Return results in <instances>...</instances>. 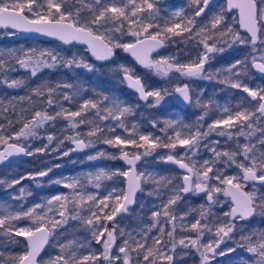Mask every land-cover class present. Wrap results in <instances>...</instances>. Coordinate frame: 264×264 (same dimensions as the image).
<instances>
[{"label": "snow or ice", "instance_id": "obj_1", "mask_svg": "<svg viewBox=\"0 0 264 264\" xmlns=\"http://www.w3.org/2000/svg\"><path fill=\"white\" fill-rule=\"evenodd\" d=\"M79 2V0H78ZM63 0H47V11L34 13V18H29L24 15V10L27 9L28 12H32L35 4L33 0H27V3H13L8 5L4 3V0H0V26L11 27L14 29H23L26 31H35L38 33H43L49 36L58 37L60 40L65 43L70 42L71 40L85 39L89 49L91 50L93 56L97 59L105 60L110 58L113 55V48L122 47L125 51L131 52L133 56L146 67H154L157 72H163L165 75L169 70L175 68L177 72H180L184 76L188 77H199L202 75L204 66L206 62L210 59V54L216 52L224 51L223 47H217L222 38H230V43L235 44H245L251 43L255 50V45L257 41L264 44V26L259 22L264 21V0H227V6L229 9H239L240 12V24L243 28L247 29V32L250 34L249 37H241L239 34L234 33V30L227 26L224 23V12L223 9L217 15H214L210 26L204 25L198 30L196 28V17H200L202 13L205 12V8L209 4V0H191V3L196 7L193 9V16L187 17L184 14L183 9L180 11L174 12L172 15L174 18L179 19V23L171 22L170 26L163 29L164 32L170 33L172 36H182L184 33H187L191 37L194 33L200 37V43L203 44L204 53L198 58V62H193L191 64H173L169 63L167 59H162L160 61L151 62L147 60V53L145 51V46L147 45V51L159 47L163 44L162 39H158L160 32L156 34L149 35L148 39L140 40L139 32H131V35L137 37L135 43L128 44H119L105 42L104 36L97 35L94 33L93 29L96 26H99L108 21L117 22L123 24L124 21H128L129 26H134L137 24L138 19L142 14L147 15V18H155L158 10L155 9L154 0H141V3L137 4L136 0H127V3L124 0H92V3L85 5L92 11V17L87 23H81L79 20V9L74 14L72 12H66L62 8ZM203 5V6H200ZM130 9V11H129ZM166 24H169L168 21H165ZM183 25V27H182ZM153 25L151 23L143 24V31L148 32ZM223 29V30H221ZM115 32H120V28H115ZM211 41V43H210ZM13 59H15L16 64L21 68L30 69L31 75L35 76L42 68H52L57 63L64 62L66 66L71 67L72 65L83 66L89 70H92V66L85 63L83 60H76L75 58L63 60L62 57L52 54L51 52H40L37 55L34 50L23 53L20 56H16L15 53L9 54ZM51 61V62H49ZM5 66V60L0 58V70ZM239 66H246V61L237 60L232 64L227 71L234 73V75L239 76L240 72L235 71ZM251 67L257 70L259 73L264 74V56H261L259 60L256 57L252 58ZM121 70L124 72V78L128 80L131 87L135 88L140 97L144 100H148L149 97L155 98V104L159 105L161 101L164 100L165 96L161 94L160 91H146L144 85L141 83L139 78H134L133 75L129 74L127 68L121 66ZM9 88H18L24 84L23 80L5 79L2 81ZM231 86L234 88H241L243 92L247 93L253 101H256L258 107L254 111L251 110H242L237 111L234 115L229 113V110L225 108L223 111L226 114L224 119H218L209 125V132L216 130L218 126H225L227 128H232L237 124L247 127L250 131L247 133L241 130L237 135L253 136L257 131L260 132L261 137H264V128H254L253 120L260 119L264 117V88L252 89L246 84H243L239 80L231 82ZM61 87L57 85L55 88L51 86H45V89L36 88L33 90L36 96L44 97L47 95V104L51 105L55 103L53 99V93ZM65 88H71L72 85H63ZM179 93L183 100L190 102L189 87L187 84H184L182 87H177L175 89ZM166 94V93H165ZM63 100L69 101L73 99L67 92L63 94ZM23 99V98H21ZM110 101V97L102 96L100 100L86 99L79 104V110L69 111L67 109H61V111L56 112L55 115H50L47 111H35L31 120L23 124V127L19 132L14 134V137H9L8 139H15L17 143L8 144V141L0 136V143L6 145L5 152L8 155L15 153H25L26 155H33L31 151H26L25 147L19 146L18 141L21 138L33 137L37 135V129L42 127L45 122L54 121L57 117L63 115L66 119L71 121L73 118L80 117V124L91 123V121H86L83 116L90 109L96 110V116L100 120H108L112 118L120 122V127H124L123 119L126 114L131 112L129 106H121L120 102L111 99V102L107 107L101 109L100 105ZM197 100V104H199ZM103 113V114H102ZM206 114V113H205ZM202 120L203 117H200ZM169 126L175 125L176 122H168ZM73 128L77 125L72 124ZM102 129L99 127L94 128L90 131L88 136H95L97 133H100ZM208 132H200L197 130L194 134H188L186 138H182V133L177 131L175 133L174 142L160 144L158 143L159 138H151L149 135H140L139 140L143 143L138 145L139 147L146 146V153L151 150L156 149L157 147H164L171 150L176 149L178 146L185 147L187 149H194L198 144L199 139L203 136H207ZM219 135H228L229 138L232 137V132H225L223 130L219 131ZM48 141L51 142L54 137L49 135L47 137ZM66 139L72 140L75 145V150H83L84 148L91 146V141L88 143L85 140L80 139L79 134L75 137H66ZM171 139V138H170ZM259 144L264 146V138L259 139ZM60 143H63L62 141ZM104 143L113 146H122L133 144L135 145L136 140L132 139H122L119 136H116L112 139H105ZM48 145H45L42 148L35 149V152H44L47 149ZM242 151L244 161L237 164L240 172L234 176H223L217 170L216 173H213L212 164L208 160L203 161L199 167H196L195 162L190 163L185 162V157H180L179 159L175 154H169L166 157L167 161H171L179 165L180 169L186 170L188 174L183 176V184L172 189V194L168 197L166 203H162V211H155L152 213L154 220L159 223V217L163 216L165 223L171 224L172 230L165 232V227L160 225L158 227V232L160 233L159 237L152 238V245H147V233L151 231L152 227H157V223H153L149 229L146 230L144 236L141 240H136L134 237L129 235V239H124L123 244L119 247V252L117 255L112 256L111 251L113 246L116 243L117 237L115 230L109 231L106 225L99 224L101 216L97 213H92L95 217V222L92 218L84 219L80 216H72V219H82L84 223L90 226L92 229L100 228L101 231H93L92 235L97 240L101 242V237L106 236V239H103V252L99 255H84L77 257L76 251H69L67 254H64L66 248H70L75 242H69L68 245H61L60 255L49 259L47 264H97L99 261H104L105 264H119L122 260V264H132V259L130 253L135 252L137 260L140 264H156L157 259L164 262V264H172L173 256L167 254L169 252H175L177 247V241L175 240L174 232L176 228L175 221L177 216L174 213V205L181 199L182 193H206L207 201L209 205L219 203L220 201L216 198V194L223 193L226 197H230L233 203V207L230 212L225 213L226 217L246 219L250 217L257 208L256 196L255 193L245 192L243 190L244 185L247 182H259L261 185H264V153H257L254 151L255 145L250 143H245L242 146H238ZM215 157L219 158L221 156L227 157L228 162L236 163V157L238 152H218L215 148L211 149ZM71 151V150H70ZM63 155H68L67 152ZM100 155H103L101 153ZM4 157V153H0V159ZM115 158V157H113ZM122 158L130 166L128 171L123 172H114L106 173L104 171L99 172L94 177L96 181V187H99V181L101 179H111L114 175H122L127 178L128 187L127 191H122L121 194H116V189H113L108 196L104 197L102 200H99V212L103 213V218L108 221H113L114 217L121 212L127 211V204L133 202V196L135 192L140 189L141 182L147 181L150 179V176H146L145 173H136V161L141 159L139 154L129 157L127 152H122ZM88 159H96L94 156H89ZM47 171H40L36 173L31 178L35 179L36 177H44L48 174ZM91 175V174H90ZM195 177V182L193 181ZM219 181V186H211L210 181L212 179ZM23 179V177H21ZM165 178L161 177L160 180L155 181L157 184L162 186H167L164 184ZM91 182V181H90ZM2 183V181H0ZM20 180H13L9 187L15 184H19ZM60 183V181H56ZM171 183V181H168ZM67 188L73 189L74 194L72 196L67 195H56L51 197L47 201L48 205H53L54 202L59 204L58 215L60 219H50L47 214L45 215H36V210L41 209L42 205H35L33 208H29L27 211H19L15 213H8L7 215H0V232L3 235L12 237V242H17L14 237H24L27 241V250L24 254L12 257L14 264H37V257L39 256L44 245L47 243L49 236L52 232L60 226L61 223H65L68 219L66 213L70 211L68 204L71 203L74 208H78L85 202V196L82 192L76 191L78 182L73 180L70 183L64 185ZM24 192V189H21V193ZM151 194V193H150ZM114 196V207L110 212L105 213L104 209L108 207V204L105 201L109 200ZM87 201L96 203V198L88 195ZM264 200V197L261 198ZM264 207V204L260 205ZM200 212V216L204 217L208 212L207 208H203ZM53 209L48 208V212L51 213ZM27 217L33 221L32 225L29 227H15L13 221H18L21 218ZM183 217H181L182 219ZM191 230L197 232L195 239L191 237H182L179 239L178 244L187 248L189 245L195 247L197 251H200L201 264H211V261L215 259L217 255L225 256L228 252H234L235 249L229 248L227 251H219L220 244L226 239L230 238V234L234 231V224L230 219L227 224H222L216 227V241L209 244L200 245V237L204 235V231H211V228H208L206 224H202L200 219H197L194 223L190 225ZM169 237V241L163 242V235ZM121 236H124V233L121 232ZM255 236V240H253ZM143 241V242H142ZM241 241L238 246L246 248L248 253H251L254 257L252 264H264V231L253 233L249 236H242ZM170 244V247H169ZM201 247L203 251H201ZM142 257V261H140Z\"/></svg>", "mask_w": 264, "mask_h": 264}, {"label": "trees", "instance_id": "obj_2", "mask_svg": "<svg viewBox=\"0 0 264 264\" xmlns=\"http://www.w3.org/2000/svg\"><path fill=\"white\" fill-rule=\"evenodd\" d=\"M17 2L27 3V0H4V3H7L8 5ZM33 2L35 7L31 13L28 12L27 9L24 10V14L26 16L34 18V13L47 11V0H33ZM124 2L127 3V0H124ZM90 3H92V0H79V2L78 0H63L62 8L66 12H72L74 14L79 9L78 18L83 24L87 23V21H89L92 17V11L85 7V5ZM136 3H141V0H136ZM154 3L156 8L162 5L163 1L154 0ZM163 16L164 15L160 13V15L156 14L155 18L151 19V22H154V25L148 30L146 34L156 32L155 30H158V32L162 34V28L164 26L161 23V17ZM145 17L147 18L146 13L142 14L138 19L137 24L131 27L129 26L128 21H124L123 24L113 21H108L106 23L102 22V24L96 26L93 31L100 35L103 33L105 37H109L111 40H114L118 37L119 40L117 39V42L122 44L123 41L134 40L135 37L131 35V32L140 30L143 27V22L144 20L146 21ZM117 26L121 29V32L123 33L122 36H120L119 33L111 34L110 30ZM233 28L238 30L236 22H234ZM22 41L31 44H57L62 48L61 50L64 51L62 56L64 61L75 58L76 60H83L85 63L94 62L85 49H81L80 51V56H83V58L77 56L70 58L69 56L71 46L56 41H32L7 36L1 39L0 45L1 48H7ZM259 45L260 41L255 45L254 50L251 43H245L242 47L233 46L230 49H224L222 53H219L218 57L215 59L217 62L213 61L214 65L211 63L212 67H219V65L221 66L227 64L232 65L237 60L246 61V66H239L235 70L240 72L239 76L229 72L231 76L226 77L228 79L227 82L216 81V84H220L218 89L217 86L203 87L202 93L197 95L196 91L198 87L194 88L192 92L193 100L189 107L183 110L177 109L170 105L151 108L146 104L139 103L134 93L126 87L121 78V73L123 72L121 70V66H123V62L129 66L135 64L126 54H124V52L120 50L121 48L119 47L114 49L115 55L111 61L104 63L95 62L92 65V70L77 67L76 65L68 67L64 62H61L57 63L52 68H42L35 76L31 75L30 69L21 68L18 64H16L15 59L9 55L10 53H15L16 56H20L25 53L22 48L14 47L7 53V55L3 56V59L5 60V66L2 70H0V136H3L7 141L17 142L15 139L8 138L14 137V134L20 131V129L23 127V124L31 120L35 111H47L50 115H55V113L61 111L62 108L69 111H77L79 110V104L86 99L100 100L102 96H108L110 97V101L101 104V109L107 107L111 102V99L119 101L121 106L126 105L131 108V112L122 117L124 127L117 126L116 128H113L108 126V120H112L111 118L102 121L96 116V110L90 109L86 114H84L83 118L86 121H91V123L86 122L84 124H80V117L73 118L72 121H74L77 125V129L74 131H71L67 128H61V126L65 125L68 121V119L61 115L54 121H48L42 127L38 128L36 136L21 138L18 141V143L25 148L33 147L34 144L44 147V140L46 139L44 138V133L49 131L54 137L53 141L57 143V147L64 148L70 145V141L69 139H66V137L72 136L71 134H79V136L84 137L86 141H93L97 142L98 145L109 146V149H113L117 154H122V152H127L133 155L139 154L141 156V160H147L151 164H156V168L158 170H154V172H156V176L152 179L154 182L152 181L150 183L148 180L142 181L139 191V194H142V192L144 193L145 187H149L151 188V192L156 193V195H153V197H150L147 193L149 196L147 199V206L145 205L140 208V201L139 203L137 201L133 206V209L135 210L132 215H129L128 217V214H126L117 218L113 222L109 221L105 223L106 226H109V231L115 230L117 240L111 251V255L115 256L119 252V247L123 244V240L129 239L128 234H131V236L136 240H141L146 230L149 229L153 223H157V221L152 217L153 210L162 211V203H166L168 197L172 194V189L179 186V171L173 167V172L170 175H163L165 172L160 170L161 165H163L162 159L159 158L165 152L175 154L179 158L182 157V154L180 150H171L164 147H157L156 149L148 152V154H145L146 146L139 147L138 145L133 144L113 146L104 143V140L112 139L116 136H119L122 139L137 140L139 139L140 135H149L151 138H159L157 141L158 143L166 144L174 142L175 133L177 131L182 133V138H186L188 134H194L197 130H201L203 133L204 128H206L204 132H208L209 134L203 137H207L209 140H214V137L217 136L218 131L223 129V131L227 132V130H230V128H222L221 125L218 126L216 130L209 132V125L213 124L215 120L222 119L226 116L223 111L225 108H227L229 113L232 115H234L237 111L255 110L253 102L243 93V90L241 88L232 87L229 81L234 82L239 80L243 84L247 85H253L254 82L264 81V74L261 76L256 75L249 66L250 58L257 53ZM135 67L136 74L139 75L145 83L146 74L142 73L143 68H140L136 65ZM123 68L125 67L123 66ZM204 76L206 75L204 74ZM5 79L23 80L24 84L18 88H9L2 82ZM57 85H60L61 87L56 89V91L53 93V99L56 102L51 105L47 104V95L44 97H38L33 92V90L36 88H41L43 90L45 89V86H51L55 88ZM63 85H72V87L65 88ZM65 92L72 96L73 99L69 101L63 100L62 97ZM197 100H199V104H197ZM223 105L224 107H222ZM200 117H203V119L201 120ZM172 121L176 122V124L169 126L168 122ZM118 124L120 125L119 121ZM236 126L240 127L243 125L237 124ZM96 127H99L102 129V131L97 133L95 136H88L87 134ZM253 127L264 128V121H262V118L254 119ZM246 129V132L250 131L247 127ZM261 138L264 137H261L259 131L250 137H238L237 135H232V137L229 138L228 135H223L222 138V136H219L215 150L218 152H238V155L236 157V163H230L228 162L227 157L221 156L217 158L215 157L213 151L210 150L208 153L209 159L207 160L214 162L212 164L213 173H216L218 170L223 176H229L231 174L237 175L240 172L237 164L244 161L242 151L238 148V146H242L245 143L255 145L254 151L257 153V155H259L260 153H264V146L260 145L258 142ZM61 141L63 143H60ZM1 144L2 143H0V145ZM200 157L203 158V155H198L197 158L192 161L189 156H186L185 161L195 162L196 167H199V165L205 161V159H201ZM116 163H118V161H116ZM228 167H230V169H228ZM113 177L114 180L117 181L118 185L123 184L121 175H114ZM161 177L165 178L164 184L167 186H162L161 184H157L155 182L160 180ZM168 181H171V183H168ZM4 182L5 181H3V183ZM0 185H2V183H0ZM25 190H29V194L31 195H36L39 193V190L34 188L33 185L29 186ZM262 197H264V195ZM262 197L258 198L257 208L259 211L256 212L253 217L247 220H232V223L234 224V231L230 234V238H226L220 244L218 249L219 251L226 252L227 249L233 248L235 251L228 252L225 256L217 255L215 259L211 261V264H225L226 261L235 254H237V256H242L241 259L243 260L244 264H252V260L254 259L253 255L248 253L246 248L240 247L238 245L243 243L241 241L242 236H249L253 233L258 234L259 232L264 231V207H260V205L264 204V200L261 199ZM201 199V197L191 198L190 195L181 194V199L176 203V205L173 206L174 213L177 216V220L175 221L176 228L174 232L175 240L177 241V247L175 252L167 253L173 256L172 264H201L200 251H196L195 247L184 248L178 244L179 239L182 237L193 236L196 238L197 232L195 230H191L190 225L197 219H200L202 224H206L208 228L212 229L211 231H204V235L200 237V245L209 243L214 244L217 237L213 228H215V226L227 224L230 220L229 217L224 215L225 213H228V205L222 206L213 212L208 211L204 217H201L200 212L203 210L202 206L205 208V205L208 202L207 200L203 202ZM107 204L108 207L104 209L105 213L110 212L114 207V199L110 198ZM103 215V213L100 214V222L104 220ZM125 216H127V219L125 220L124 229L127 228L129 231L128 233L123 232L124 236L122 237L121 232L123 223L118 221H124ZM181 217L183 218L181 219ZM74 220H76V223L67 221L65 224L60 225L59 227L62 229L61 234L53 235L52 232L50 235V241L54 236L58 243L67 244L70 241L75 242L74 238L76 236L77 238L83 237L84 239L80 238L78 243H81V246L86 245L88 247H93V251L89 255H96L99 253V249L103 246V238H101V242H95V239L92 235V228L86 225L84 221H79L78 219ZM160 225L165 227V232L172 230L171 224L165 223L163 216L159 217V223H157V227H152L151 231L147 233V245H152L153 237L160 236V233L157 230ZM84 230H86L85 233ZM86 234H89V236L86 237ZM16 238L17 245L12 247L13 250L15 249L17 252L24 250L25 247L23 241L19 237ZM255 238L256 237L253 236V240H255ZM162 241H169V237L166 234L163 235ZM190 250H194V252L190 254ZM201 251H203L202 247ZM17 252L13 254L14 257L18 255ZM9 256L11 255L9 253L5 254L4 250L0 251V260ZM81 256H83L81 253H77L78 258ZM130 256L132 259V264H140V262L137 260L135 252L130 253ZM41 259L44 260L42 255L40 256V260ZM140 261H142V257H140ZM104 263L105 262L102 260L97 262V264ZM9 264H14L13 260H11ZM119 264H122V260L119 262Z\"/></svg>", "mask_w": 264, "mask_h": 264}, {"label": "rangeland", "instance_id": "obj_3", "mask_svg": "<svg viewBox=\"0 0 264 264\" xmlns=\"http://www.w3.org/2000/svg\"><path fill=\"white\" fill-rule=\"evenodd\" d=\"M196 6L191 3V0H169V1H163V4L156 7L155 9L158 10V13L160 15L163 14L164 16L161 17V23L164 26L162 29H165L166 27L170 26L171 22H177L179 23V19L173 17V13L176 11H180L183 9L185 16L192 17L193 16V9ZM223 9L224 12V23L231 27L234 30V33L239 34L241 37H246L243 33H241L239 30H236L233 28L234 22L237 21V16L235 12L228 13L225 10V2L224 0H221L217 3H215L212 7H210L207 12L201 16L196 17V28L197 30L200 27H203L204 25H209L214 15H217L221 12ZM146 21L144 20L143 24L151 23L154 25V22H151V19H147L145 17ZM165 21H168L169 24H166ZM260 24L264 26V21H260ZM113 27V26H112ZM183 27V25H182ZM115 28H119L118 26ZM109 29L111 31V34H117L119 33L120 36L123 35V33L115 32L114 29ZM223 30V29H222ZM156 32H152L150 34H146L143 31V27L140 30H135V32H139L140 36L144 35H153L158 32V30H155ZM164 33V35H163ZM14 31L8 30V29H0V41L4 37H13ZM102 36L103 33L101 34ZM105 37V36H104ZM138 37V38H139ZM165 40V47L163 50H161L159 53L153 56L151 62L160 61L162 59H167L169 63L173 64H191L193 62H198V58L202 56L204 53V47L203 44H201L200 37L195 35V33L189 37L187 33H184L182 36H172L170 33H166L162 30V34L160 33V36ZM105 39L108 40V42L111 43H118L119 40L118 37L114 40H111L109 37H105ZM118 39V40H117ZM137 39V37L134 38V40ZM264 39V37H262ZM131 41H123L122 44H127ZM211 43V41H210ZM121 44V43H119ZM71 46L70 49V58L72 57H80L83 58V56H80L81 49L84 50V48H81L79 46L75 45H68ZM242 47L244 44L230 43V38H222L220 43L217 45V47H223L224 49H230L231 47ZM14 47L22 48L24 52H28L30 50H34V52L39 55L40 52H51L54 55H57L59 57L63 56V50L62 48L57 44H31V43H25L24 41L9 46L7 48H1L0 45V58H3V56L7 55L9 51H11ZM115 47L114 49H116ZM120 50L123 52V48ZM86 50V49H85ZM219 53L222 52H216L213 54H210V59L206 62L204 66V70L202 72V76L199 77H188L182 75L180 72H177L175 68L172 70H169L167 74L165 75L163 72H157L156 68L154 67H145L143 68L142 73L146 74L145 76V86L148 89V91H160L162 95L165 96L164 100L161 101L159 105L155 104V98L150 97V100L146 103L148 107H163L166 105L173 106V102L170 99V93L172 92L173 88L181 83H186L191 92H193L194 88H197V95H200L203 91V87H214L217 86V89L219 88L220 84H216V81L218 82H227L228 79L226 77H230V73L227 71V69L231 66V64L227 65H219L212 67L211 63L214 65L213 61H216L215 59L218 57ZM261 56H264V44L260 43L257 53L250 58V61L253 57L260 58ZM51 62V61H49ZM217 62V61H216ZM95 62H89L87 64L93 65ZM125 68L129 70V72L136 73L135 65H126L124 62L122 64ZM81 68H85L83 66H77ZM210 68V69H209ZM87 69V68H85ZM88 70V69H87ZM204 74L206 76H204ZM217 78H216V77ZM224 77V78H223ZM216 78V79H215ZM264 81L254 82L252 86L247 85L248 87L252 89H260L264 88ZM166 93V94H165ZM140 103V102H139ZM142 104V103H141ZM224 107V105L222 106ZM256 106H254V109ZM226 117V116H225ZM223 117L222 119H224ZM112 119V118H111ZM262 121H264V117H262ZM46 123V122H45ZM75 124L74 121H67L65 125L61 126L62 129H69L71 131H74L77 129L76 127L73 128L71 125ZM108 126H111L113 128H116L117 126H120L118 124V120H108ZM222 128H226L222 125ZM206 130L204 128L203 132ZM223 130V129H222ZM243 130L246 132V127L240 126H234L230 128V130H227V132H232L233 135H237L238 132ZM202 132L201 130H199ZM221 131V130H220ZM226 132V133H227ZM75 133V132H74ZM219 133V131H218ZM247 133V132H246ZM51 135V133L45 132L44 138H46L45 145H48L47 149L44 152H35V149L42 148L43 146H38L37 144H34L33 147L26 148L27 150L33 152L34 154L31 155V157L27 160H17L14 161L8 165L0 166V181H2V185H0V215H7L8 213H15L19 211H27L29 208H33L35 205L39 204L42 205L41 209L36 210V215H45L47 214L50 219H60L58 215L59 210V204L54 202L53 205H48L47 201L51 199V197L56 195H67L72 196L74 194L73 189L67 188L64 185L66 183H70L73 180L78 182V186L76 191H80L85 196V202L80 205L78 208H74L71 203L68 204V207L70 209L69 212L66 213V216L68 217L67 221H70L71 223H76V220L72 219V216H80L84 219L92 218L95 222V217L92 215V213L102 214L99 212V200H102L104 197L108 196L109 193L112 192L113 189H116V194H121L123 191V184L118 185L117 181L114 180V177L112 176L111 179H101L99 181L100 186L96 187V181L94 177L96 174H98L101 171H104L106 173H114V172H123L126 171V166L120 162L119 157L121 153L117 154L113 149H109V146H102L98 145L97 142L91 141V146L87 147L84 151L81 152H71L70 151V145L64 148L57 147V143L53 140L51 142L48 141L47 137ZM70 137H75L77 134H71ZM52 136V135H51ZM222 136L217 134L216 137H214V140H209L207 137H202L199 139L198 143L194 149H187L185 147L178 146L176 149L180 150L182 157L189 156L192 161H194L198 155H203V158L201 159H209L208 153L212 148H215L217 146L218 137ZM238 137H247L245 135H237ZM80 139H84V137L79 136ZM223 138V136H222ZM70 143L72 140H70ZM86 141V140H85ZM89 141H86L88 143ZM135 145H140L143 142L139 139L136 140ZM209 143V144H208ZM44 145V146H45ZM201 148V149H200ZM67 152L68 155H63V153ZM103 153V155H100ZM170 153H163L159 159H162V164L160 167V170H162L163 175H170L173 171V166L166 164L163 162V157L166 155H169ZM135 155V154H134ZM89 156H94L96 159H88ZM177 156V155H176ZM115 157V158H113ZM178 157V156H177ZM186 159V158H185ZM118 161V163H116ZM191 163L192 162H187ZM158 164V163H157ZM159 165V164H158ZM48 169H51V171L48 172V174L42 178V179H33L31 176H34V173L40 172V171H47ZM230 169V167H228ZM233 169V166H232ZM154 170H158L156 168V164H151L147 160H141L139 165L137 166V173H145L146 176H150L151 178L148 179L150 183L153 181L152 179L156 176V172ZM180 173V172H179ZM91 174V175H90ZM235 174H231L229 176H234ZM122 176V175H121ZM23 177V179H21ZM180 182L179 186L182 185L181 183V173H180ZM7 180V181H6ZM13 180H20L19 184L12 185L9 187L11 182ZM122 180H124V176H122ZM3 181H5L3 183ZM56 181H60V183H56ZM91 181V182H90ZM143 181V180H142ZM195 182V177L193 179ZM123 182V181H122ZM154 182V181H153ZM33 185L34 188L39 190V193L36 195L29 194V190H25L29 186ZM211 186H219V181H216L214 178L210 181ZM264 186L260 184H245L244 189L249 193H255L256 196V204L259 197H262L264 195ZM21 189H24V192L21 193ZM151 188L145 187L144 193L137 194L136 202L140 201V208L142 206H147V199L148 197H153V195H156V193H153L150 191ZM149 194V196L147 195ZM151 193V194H150ZM183 194V193H182ZM91 195L96 198V203L87 201V196ZM191 198H197L201 197V201H205L206 199V193L199 194L195 192H190L189 194ZM114 199V196L112 197ZM216 198L220 201L219 203L211 204L206 203V207L208 211H216V209L221 208L222 206L227 207V212H229V207L231 204V201L228 197H226L223 193L216 194ZM109 200L105 201V203H108ZM135 202V203H136ZM261 202V201H260ZM202 204V203H201ZM51 207L53 211L51 213L48 212V208ZM133 207L129 208L127 212L124 214L132 215L134 213ZM157 210H153L155 212ZM259 209L256 208V212H258ZM152 212V213H153ZM254 213V214H255ZM122 215V216H124ZM120 216V217H122ZM119 218V217H118ZM117 219V218H116ZM115 219V220H116ZM127 219V216L124 217V221H118L122 222V232L128 233L129 230L125 227V220ZM79 221H84L82 219H78ZM114 220V221H115ZM66 221V222H67ZM65 222V223H66ZM106 222H109L108 220H103L102 222H98L99 224L105 225ZM33 221L27 217L21 218L18 221H13V225L15 227H29L31 226ZM65 223H61L65 224ZM151 224V223H150ZM216 227L213 228V230H216ZM107 229L109 230V226H107ZM142 229V228H139ZM92 231H101L102 229H91ZM62 232V229L60 227H57L53 231V235L57 234L60 235ZM86 230H84V233ZM91 234V233H89ZM89 234H86V237L89 236ZM92 236V235H91ZM192 239H195L193 236H188ZM20 238V237H19ZM80 238L77 236L74 238L75 243L70 247L66 248L64 250V254H67L69 251H76V253H81V255H89L93 251V247H88L86 245L81 246V243H78ZM103 239H106V236L101 237ZM12 237H8L2 234L0 232V251L4 250L5 254H10L11 256L5 257L0 260V264H9V262L12 260L11 258L14 257L13 254L17 251L14 249L13 246L17 245V242H12ZM16 240L17 238L14 237ZM21 239V238H20ZM84 239V238H83ZM95 239V238H94ZM95 242L97 240L95 239ZM67 244H60L56 240V238L51 239L48 246L46 247L44 253L42 254V257L44 260H40L39 262L41 264H47L49 259L54 258L61 253V245H68ZM25 247V245H24ZM188 247H192L189 245ZM197 251V249H195ZM25 251L20 250L17 256L22 255ZM96 255H99L103 252V246L99 249ZM194 250H190L189 253L192 254ZM118 254V253H117ZM7 256V255H6ZM242 256H237V254L232 255L225 264H244L243 260L241 259ZM105 264V263H104ZM156 264H164V262L157 259Z\"/></svg>", "mask_w": 264, "mask_h": 264}, {"label": "water", "instance_id": "obj_4", "mask_svg": "<svg viewBox=\"0 0 264 264\" xmlns=\"http://www.w3.org/2000/svg\"><path fill=\"white\" fill-rule=\"evenodd\" d=\"M162 1H169V0H162ZM219 1H221V0H209V4H208V6L205 8V12H206V11H207L212 5H214L215 3L219 2ZM224 1H225V8H226V11H227V12H233V11H235V13H236V15H237V24H238V29H239V31L242 32V33H244L247 37H249L250 34L247 32V29L243 28V27L241 26V24H240V12H239V9H229L228 6H227V0H224ZM201 6H203V5H201ZM205 12H204V13H205ZM204 13H202L201 16H202ZM24 15H25V14H24ZM29 18H30V17H29ZM30 19H31V18H30ZM0 29H8V30H12V31H14V35H13L14 38H19V39H23V40H32V41H37V40H41V41H56V42H59V43L65 44V45H75V46H79V47H81V48L86 49L88 55H89V56L94 60V62H96V63L109 62V61H111V60L114 58V55H115V51H114V48H113V55H112L110 58L105 59V60L97 59L95 56H93V54H92L91 50L89 49V46H88L87 42L85 41V39L71 40L70 42L65 43L64 41L60 40L58 37H55V36H49V35H46V34H43V33L35 32V31H26V30H23V29H14V28H11L10 26H9V27L0 26ZM94 33H95V32H94ZM95 34L100 35V34H98V33H95ZM148 36H149V35H144V36L139 37V39H140V40H145V41H146V40L148 39ZM104 39H105V38H104ZM158 39H162V38L158 37ZM162 40H163V39H162ZM135 41H136V39L133 40V41H131V42H128V43H135ZM105 42L107 43L108 41L105 39ZM128 43H127V44H128ZM257 43H258V41H257ZM164 47H165V41H164V40H163V44H162L161 46L152 49L150 52L147 51V45H146V46H145V51H146V53H147V60H148V61H151L152 58H153V56L156 55L157 53H159L161 50H163ZM123 52H124V54H126V55L129 57V59H130V60H131L136 66H138V67H140V68H145V67H146L144 64H141V63L136 59V57L132 55L131 52H127V51H125L124 49H123ZM257 60H259V59H257ZM252 69H253L258 75H262L261 73H259V72H258L257 70H255L254 68H252ZM129 74L133 75L134 78H139L140 81H141V83L144 85L145 90L148 91V89H147L146 86H145V83L143 82L142 78H141L139 75H137L136 73H132V72H129ZM124 76H125V74H124V72H122V73H121V78H122L123 82L125 83L126 87H127L131 92L134 93V95L136 96L137 100H138L140 103H142V104L147 103V102L150 100V97H149L148 100H144V99H142V98L140 97L139 92H138L135 88H133V87L130 86L128 80H126V79L124 78ZM184 84H186V83H183V84H181V85L176 86V87L174 88L173 92H172L171 95H170V99H171V101H172L177 107L182 108V109L187 108V107L190 105V103H191V99H192L190 89H189L190 102H186V101H184L183 98H182V96H181L179 93H177V92L175 91V89H176L177 87H182ZM188 87H189V86H188ZM244 94H245L250 100H252L251 97H249L247 93L244 92ZM252 101H253V100H252ZM257 107H258V106H257ZM12 143H17V142H15V141H8V144H12ZM19 146H22V145L19 144ZM22 147H23V146H22ZM5 149H6V145L2 143V144L0 145V153H4V157H3L2 159H0V165H3V164H9V163H12V162L17 161V160H25V159H28V158L31 156V155H26L25 153H15V152H13L11 155H8V154L5 152ZM25 149H26V148H25ZM85 149H86V148H84L83 150H75V145H74V143H73V142L70 143V150H71V152H81V151H84ZM26 151H29V150L26 149ZM128 155H129L130 158L133 157V156H135V155H133V154H129V153H128ZM167 156H168V155H166L165 157H163V162L166 163V164H169V165L173 166L174 168H176V169L181 173V183L183 184V179H182V178H183L184 175H186V174H188V173L186 172V170H184V169H180V168H179V165H177V164H175V163H173V162H171V161H167V160H166V157H167ZM177 158L179 159V157H177ZM119 160H120V162H122V163L127 167V168H126V171H128V169H129L130 166H129V165L126 163V161L122 158V154L120 155ZM140 161H141V159L138 160V161H136V168H135L136 173H137V166L139 165ZM137 174H138V173H137ZM193 179H194V177H193ZM246 184H253V182L250 181V182H247ZM255 184H260V183H259V182H256ZM260 185H261V184H260ZM262 186H264V185H262ZM127 187H128V181H127V178L124 177V180H123V191H127ZM140 188H141V186H140ZM243 190H244L245 192H247L244 188H243ZM138 191H139V189L135 192V195H134L133 198H132V199H133V202H132L131 204H127V205H126L127 210L135 205L136 197H137ZM189 193H190V192H189ZM189 193H183V194L186 195V194H189ZM228 198H229L230 201H231V198H230V197H228ZM232 207H233V203H232V201H231V204H230V207H229V212H230V210H231ZM126 212H127V211H125V212H121V213H118V214L114 217V220H115L116 218H118V217L124 215ZM254 213H255V212H254ZM254 213H253L250 217H247L246 219L231 218V217H229V218H230L231 220H233V219L247 220V219H250L251 217H253ZM114 220H113V221H114ZM113 221H110V222H113ZM20 238H21V240L23 241V243H24V245H25V251H26V250H27V241H26V239H25L24 237H22V236H20ZM48 239H49V238H48ZM47 244H48V241H47V243L44 245V247H43V249L41 250L39 256L37 257V264H41V263L39 262V257L41 256V254H42L44 248L47 246ZM25 251H24V252H25ZM23 254H24V253H23Z\"/></svg>", "mask_w": 264, "mask_h": 264}, {"label": "flooded vegetation", "instance_id": "obj_5", "mask_svg": "<svg viewBox=\"0 0 264 264\" xmlns=\"http://www.w3.org/2000/svg\"><path fill=\"white\" fill-rule=\"evenodd\" d=\"M224 2H225V1H224ZM200 6H201V5H200ZM212 6H213V5H212ZM212 6H211V7H212ZM225 10H226V8H225ZM206 12H207V11H206ZM206 12H205V13H206ZM226 12H227V11H226ZM233 12H235V11H233ZM205 13H204V14H205ZM228 13H231V12H228ZM204 14H203V15H204ZM203 15H202V16H203ZM236 16H237V15H236ZM200 17H201V16H200ZM236 23H237V21H236ZM259 23H260V22H259ZM237 28H238V24H237ZM238 30H239V29H238ZM241 33H242V32H241ZM243 34H244V33H243ZM244 35H245V34H244ZM246 37H247V36H246ZM160 38H162V37H160ZM162 39H163V38H162ZM163 40H164V39H163ZM164 41H165V40H164ZM258 43H259V41H258ZM258 43H256V44H258ZM165 44H166V43H165ZM163 49H164V48H163ZM257 59H259V58H257ZM251 61H252V60H251ZM251 61L249 62V66H250V68L252 69V67H251ZM252 70H253V69H252ZM253 72H254L256 75H258L254 70H253ZM262 75H263V74H262ZM258 76H261V75H258ZM181 84H183V83H181ZM181 84H179V85H181ZM246 85H247V84H246ZM177 86H178V85H177ZM250 86H252V85H250ZM175 87H176V86H175ZM175 87H174V88H175ZM174 88H173V90H174ZM189 89H190V88H189ZM173 90H172V92H173ZM172 92H171V93H172ZM190 92H191V90H190ZM171 93H170V95H171ZM243 93H244V92H243ZM191 97H192V99H191V102H192V100H193L192 92H191ZM251 101H252V100H251ZM252 102H253V105L256 106V108H257V106H258L257 102H256V101H252ZM144 104H146V103H144ZM173 104H174V103H173ZM190 104H191V103H190ZM173 106H174L175 108H177V109H182V108L177 107L175 104H174ZM188 107H189V106H188ZM185 109H186V108H185ZM182 110H183V109H182ZM30 157H31V156H30ZM30 157H29V158H30ZM29 158H28V159H29ZM25 160H27V159H25ZM9 164H10V163H9ZM4 165H8V164H3V165H0V166H4ZM37 173H38V172H37ZM35 174H36V173H34V175H35ZM44 177H45V176H44ZM44 177H36L35 179H38V178H39V179H42V178H44ZM199 194H204V193L201 192V193H199ZM206 199H207V197H206ZM49 242H50V236H49V239H48V244H49ZM48 244H47V246H48ZM47 246H46V247H47ZM46 247L44 248L42 254L44 253ZM42 254H41V255H42ZM39 259H40V257H39Z\"/></svg>", "mask_w": 264, "mask_h": 264}]
</instances>
